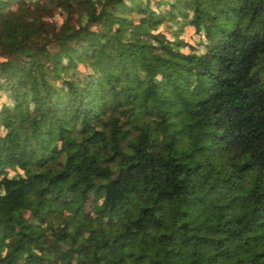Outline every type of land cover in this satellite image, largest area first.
I'll return each instance as SVG.
<instances>
[{
    "label": "trees",
    "instance_id": "obj_1",
    "mask_svg": "<svg viewBox=\"0 0 264 264\" xmlns=\"http://www.w3.org/2000/svg\"><path fill=\"white\" fill-rule=\"evenodd\" d=\"M1 95L0 264H264V0H0Z\"/></svg>",
    "mask_w": 264,
    "mask_h": 264
},
{
    "label": "rangeland",
    "instance_id": "obj_2",
    "mask_svg": "<svg viewBox=\"0 0 264 264\" xmlns=\"http://www.w3.org/2000/svg\"><path fill=\"white\" fill-rule=\"evenodd\" d=\"M3 99H4V95H1V96H0V100H3ZM90 218H91V219H94L93 216H91V215H90Z\"/></svg>",
    "mask_w": 264,
    "mask_h": 264
}]
</instances>
